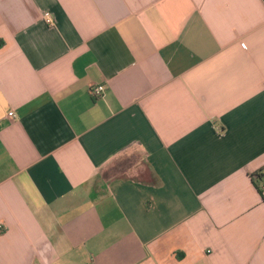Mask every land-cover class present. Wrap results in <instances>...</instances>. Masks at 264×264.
<instances>
[{"label": "crops", "instance_id": "1", "mask_svg": "<svg viewBox=\"0 0 264 264\" xmlns=\"http://www.w3.org/2000/svg\"><path fill=\"white\" fill-rule=\"evenodd\" d=\"M263 166L264 0H0V264H264Z\"/></svg>", "mask_w": 264, "mask_h": 264}, {"label": "built area", "instance_id": "2", "mask_svg": "<svg viewBox=\"0 0 264 264\" xmlns=\"http://www.w3.org/2000/svg\"><path fill=\"white\" fill-rule=\"evenodd\" d=\"M45 15L47 17V19H46L47 22L48 23H52L51 14L49 12H47ZM105 89H106V85L105 84L92 85L91 88H90V93L94 97H98V96H101L104 93ZM9 116L14 117L15 113L13 111L9 112ZM261 187L264 190V183H262Z\"/></svg>", "mask_w": 264, "mask_h": 264}, {"label": "trees", "instance_id": "3", "mask_svg": "<svg viewBox=\"0 0 264 264\" xmlns=\"http://www.w3.org/2000/svg\"><path fill=\"white\" fill-rule=\"evenodd\" d=\"M252 178L255 186L264 197V190L261 187L262 183H264V166L258 171H256L254 174H252Z\"/></svg>", "mask_w": 264, "mask_h": 264}]
</instances>
